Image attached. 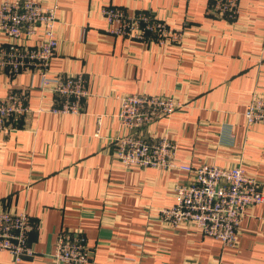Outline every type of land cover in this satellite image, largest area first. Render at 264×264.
<instances>
[{"label":"crops","instance_id":"crops-1","mask_svg":"<svg viewBox=\"0 0 264 264\" xmlns=\"http://www.w3.org/2000/svg\"><path fill=\"white\" fill-rule=\"evenodd\" d=\"M48 1L58 39L48 72L82 74L87 95L79 112L53 114L37 72H0V97L23 89L30 108L0 135V208L38 225L34 255L17 264H54L53 243L66 229L83 233L86 264H264V201L247 209L234 246L190 224L162 225L148 212L170 205L174 185L191 174L124 166L112 144L127 131L118 95H169L181 106L141 133L172 139L176 163L239 165L264 193V124L243 116L251 92L264 93V0H238L232 21L210 13L212 0ZM108 5L150 11L181 35L165 43L114 36L99 12ZM0 264H12L7 251Z\"/></svg>","mask_w":264,"mask_h":264},{"label":"built area","instance_id":"built-area-1","mask_svg":"<svg viewBox=\"0 0 264 264\" xmlns=\"http://www.w3.org/2000/svg\"><path fill=\"white\" fill-rule=\"evenodd\" d=\"M210 13L232 21L238 14V0H212ZM57 5L48 0L0 1V72L17 77L33 70L39 75V89L50 98V113H77L87 95L83 75L50 74L48 65L58 44ZM108 31L117 37L175 41L181 35L168 23L147 10L129 14L119 6H102L99 10ZM119 121L127 130L113 138V150L124 166L151 167L159 170L178 168L191 174L189 180L173 187L172 203L148 212L158 223L177 227L190 224L203 235L218 239L223 246H234L238 226L247 209L264 201L257 180L239 165L220 166L211 163L192 165L174 161L175 143L164 136L141 133L157 120L168 118L181 102L169 95L121 94ZM30 110L26 91H11L0 97V135ZM41 110V109H40ZM42 111V110H41ZM248 125L264 124V93L251 92L243 113ZM25 211L0 208V251H7L12 264L34 255L29 234L37 227ZM89 247L79 229L60 231L53 243L54 264H86Z\"/></svg>","mask_w":264,"mask_h":264},{"label":"rangeland","instance_id":"rangeland-1","mask_svg":"<svg viewBox=\"0 0 264 264\" xmlns=\"http://www.w3.org/2000/svg\"><path fill=\"white\" fill-rule=\"evenodd\" d=\"M253 91L258 92L257 90H253ZM253 91H252V92H253ZM259 93H261V92H259ZM250 98H251V95H250ZM250 98H249V100H250ZM249 100H248V102H249ZM248 102H247V104H248ZM247 104H246V106H247ZM246 106H245V108H246ZM245 108H244V110H245ZM244 110H243V113H244ZM257 123H260V124H261V122H256V124H257Z\"/></svg>","mask_w":264,"mask_h":264}]
</instances>
